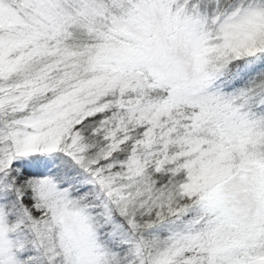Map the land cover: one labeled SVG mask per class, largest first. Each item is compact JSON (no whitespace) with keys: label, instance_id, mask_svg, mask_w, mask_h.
<instances>
[{"label":"snow or ice","instance_id":"1","mask_svg":"<svg viewBox=\"0 0 264 264\" xmlns=\"http://www.w3.org/2000/svg\"><path fill=\"white\" fill-rule=\"evenodd\" d=\"M0 264H264V0H0Z\"/></svg>","mask_w":264,"mask_h":264}]
</instances>
